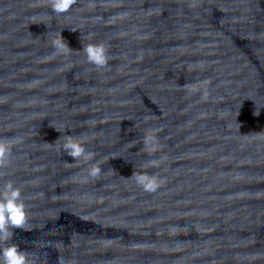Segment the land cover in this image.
Wrapping results in <instances>:
<instances>
[{"label":"water","instance_id":"1","mask_svg":"<svg viewBox=\"0 0 264 264\" xmlns=\"http://www.w3.org/2000/svg\"><path fill=\"white\" fill-rule=\"evenodd\" d=\"M0 141L30 264H264V0H0Z\"/></svg>","mask_w":264,"mask_h":264},{"label":"clouds","instance_id":"2","mask_svg":"<svg viewBox=\"0 0 264 264\" xmlns=\"http://www.w3.org/2000/svg\"><path fill=\"white\" fill-rule=\"evenodd\" d=\"M74 3L75 0H51V8L56 13H64L67 12ZM60 37L61 39L56 42L58 49L65 51L71 50L61 33ZM82 50L89 63L98 68L108 65L110 57L105 44L90 43L84 45ZM255 114L258 115L259 113L256 111ZM145 145L147 151H156L158 148L157 138L152 135L146 136ZM62 147L64 152L73 157L74 160L83 158L85 161H89L95 155L94 152L87 151L82 139H77L71 135L67 136ZM8 151V142L0 141V156H5ZM151 163L155 164L156 161H152ZM101 171L102 169L99 166V162L93 164L88 170L91 177H98ZM132 175L135 176L137 183L140 184L145 191H155L159 187L160 181L156 176L147 173H133ZM21 197V189L15 187L12 182L6 183L4 188L0 190V242L8 241L13 236L12 228L23 227L26 223V205ZM0 264H30V262L25 251L21 250L16 244H9L0 248Z\"/></svg>","mask_w":264,"mask_h":264}]
</instances>
